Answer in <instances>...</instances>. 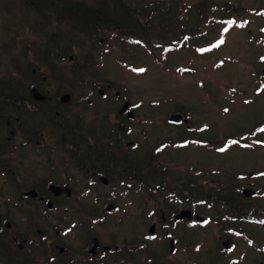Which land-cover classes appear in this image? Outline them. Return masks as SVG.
<instances>
[{
    "label": "flooded vegetation",
    "instance_id": "af4514ba",
    "mask_svg": "<svg viewBox=\"0 0 264 264\" xmlns=\"http://www.w3.org/2000/svg\"><path fill=\"white\" fill-rule=\"evenodd\" d=\"M50 102L43 103L47 108H36L48 136L33 140L28 134L30 141L21 143L26 157L11 184L34 180L43 185L18 188L19 200L12 202L14 215L16 208L23 209L17 224L29 233L15 238L14 255L0 249V264H245L248 255L263 264L260 199L244 195L247 186L254 188L259 181L248 175L252 171L241 175L239 170L215 166L207 173L186 152L191 142L221 152V143L205 146L203 118L177 108L164 121L178 126L180 133L167 132L144 155L136 150L138 138L126 132L128 148L117 154L108 147L103 128L102 135L64 132L62 127L71 120L66 111L53 107L56 101ZM134 105L120 109L122 116L110 118L114 128H138L143 133L141 124H131L140 118L129 115ZM102 122L103 118L99 126ZM8 123L12 124L11 118ZM84 123L95 126L97 120L91 116ZM50 126L54 132H48ZM35 131L43 137V132ZM133 146L137 147L130 149ZM27 199L29 205L21 204ZM230 200L240 208L244 202L253 207V216L241 217L249 221L248 228L218 218V208ZM4 214L11 213L0 211V219ZM4 220L7 225L12 222ZM257 222L259 227L253 230ZM205 231L211 237L202 238Z\"/></svg>",
    "mask_w": 264,
    "mask_h": 264
},
{
    "label": "trees",
    "instance_id": "16d2710c",
    "mask_svg": "<svg viewBox=\"0 0 264 264\" xmlns=\"http://www.w3.org/2000/svg\"><path fill=\"white\" fill-rule=\"evenodd\" d=\"M166 1L170 4L166 6L169 9L168 12L160 8V4ZM239 1L243 4L241 0ZM239 1L140 0L136 3V0H132V2H128V0H17L31 15H17L15 5H13L15 9L12 7L10 14L7 12L5 15L1 14L3 17L0 19V24L3 28H7L10 35H7L5 44L0 42V68L3 64L5 67L0 79V178H6L0 180V211L7 213L8 202H17L20 197H12L9 194L7 183L12 184L17 178L16 174L21 171L23 166L26 149L23 146L20 147L21 143L30 141L28 134L33 136V140L42 139L41 133L36 132L32 126H36L38 120L41 121L38 125L40 130L46 128L42 125L44 122L41 120L42 113L37 115L39 113L36 111L38 105H43V103L50 105V101H56L53 107L66 111V119L71 120L66 123L68 128H71L74 121L85 122L89 118L86 115L88 98L92 97L94 92L98 93L102 86L106 90L104 93L100 92V95L110 94L114 97L118 94L116 89L122 87L116 80L118 77H112L109 74L100 75L101 70H104L101 62L103 61L106 65V60L114 57L112 50L114 43L124 42L125 48L129 43L146 45L151 53L161 56L159 58L161 61L163 60L162 62H165L178 48L182 52L201 46L202 49H196L197 52L209 53L217 50V45L225 40L227 31L233 27L248 26L250 17L240 14L243 9H241L242 5L238 4ZM139 9L141 10L139 11ZM12 10L15 11V14H12ZM32 15L37 20H32ZM48 15L49 17H47ZM32 22L40 28L41 32L38 36L41 40L43 39V43H38L37 37H33V40L28 42L31 37H26L27 30L34 31L33 35H37ZM231 24L233 25L231 26ZM74 33L77 36L85 33V37L88 33L99 34L95 37L92 45L85 47L72 36H65V40H63L62 37L65 34L73 35ZM99 35H105L104 39L100 41ZM27 43L31 44V48L27 46ZM44 44L51 49L42 54ZM75 47L87 57L97 55V62H93L96 65L89 61L87 63L83 61V64H88V66L82 72L66 68L70 62L64 64L62 61L68 56L72 59L70 54L73 53L70 52H73ZM216 54L218 58H221L220 52ZM196 57L197 54L194 53L192 59H196ZM123 61L128 63L129 68L134 67L133 61H130L127 56ZM175 65L181 66V64ZM90 68L98 70L99 77L93 76ZM82 79L83 81H81ZM119 81L122 82L120 79ZM34 86L41 89L46 97L43 99L36 97L33 91ZM67 91H70L69 98L71 99L72 96L73 100L69 101L70 99H68L65 103L61 99L60 102V94ZM107 91L109 93H106ZM75 98H81V100L77 101ZM17 100H20L21 104ZM112 110L114 108L103 112V115L106 114L104 115L107 118L106 122L108 121L111 125L107 127L106 132L104 131V137H109L113 140L112 144H116L114 139H126L125 133L128 131L113 127L114 122L108 118ZM117 111L119 112L117 116L123 115L118 108ZM52 113L55 114L54 111ZM28 114L30 116L27 120L32 125L24 127L26 122L22 120ZM16 115H20V119H17ZM8 118H11L12 124L8 123ZM20 128L27 138L24 141L16 139L13 142L11 138H14L15 135L12 134ZM62 128L64 132H67L64 127ZM91 128L92 125L89 128L87 126L79 128L80 136L91 133L103 134L101 132L98 134L99 130L95 132L89 130ZM48 132H54V128L48 127ZM17 141L20 144L14 150L11 144L16 145ZM112 144L111 149H115L116 153L122 151V143L114 147ZM125 146L128 145L125 144ZM22 183L23 181H19L17 185L21 186ZM234 194H228L227 197H233ZM250 201L252 202L253 199ZM246 204L247 202H244L240 208L236 202L230 200L228 205L218 208V218L222 221H230L229 224L232 225L233 221L241 220L242 215H249L253 211V207ZM261 208H263L262 205ZM262 213L264 214L263 209ZM222 216L227 219L223 220ZM3 219L1 216L0 249L5 250L3 254L11 256L15 238L26 237L29 231L25 230L21 223L17 224L15 221L7 226Z\"/></svg>",
    "mask_w": 264,
    "mask_h": 264
},
{
    "label": "rangeland",
    "instance_id": "374dc122",
    "mask_svg": "<svg viewBox=\"0 0 264 264\" xmlns=\"http://www.w3.org/2000/svg\"><path fill=\"white\" fill-rule=\"evenodd\" d=\"M129 1L132 2V0H128V2ZM139 1L140 0H136V3ZM232 1L236 2L239 0ZM241 1L243 4H241L240 1L238 3L242 5L241 9H243V12L240 14L244 16L249 15L250 20L248 26L233 27L230 31H227L225 40L217 45V50H213L209 53L197 52L196 49L201 50V46L196 49H187L182 52L180 48H178L174 53L171 51L173 54H171L165 62H162L163 60L161 61L160 59L161 56L151 53L146 45L147 48L139 44L129 43L125 48L124 42L120 41L114 43L112 46L114 57H111L110 60L107 59L108 62L106 60V65L103 61L101 62L102 69L104 70H101L100 75L109 74L112 77H118L116 80L122 87L116 89L118 94L113 97L110 94L100 95V92L102 93L106 90L105 87L101 86L98 93L94 92L92 97L88 98L86 115L87 117L93 116L94 119L97 120V124L95 126L92 125V128L89 130L95 132L96 130H93L95 127L99 128L98 134H100L99 132L102 133V131L106 132L107 127L111 125L108 121L106 122L107 118L104 116L106 114L104 113L103 115V112L114 108L111 112L118 115L119 112L117 108L119 110L122 109V105L130 98V104L135 101L137 105H134L133 109H130L132 115H129L133 116L137 114V116L140 117L138 120L131 122V124H133V126L141 124L144 128L143 133L139 132L142 129H128L130 136L132 138L137 137L139 142L138 147L133 146L130 147V149H135L137 147L136 150L144 155L149 151L148 148L153 145L156 139L163 137L167 132L172 134L180 133L181 130L178 126L165 123L164 121L167 114L177 110V108H181L182 111H187V113L189 112V115H193V117L197 119L203 118V125L207 127L203 131L205 139L208 140V143L205 145L206 147L216 143L219 144L224 139L253 137H261L264 139V0ZM13 5L16 6L17 15H31L28 14V11L25 10L22 4L18 3L17 0H0V19L3 17L1 14L5 15L6 12L10 14V10L14 7ZM167 5H170L168 1L162 2L160 8L168 12L169 9L166 8ZM140 10L141 9H139V11ZM12 14H15L14 10H12ZM47 17H49V15ZM32 20H37L34 15H32ZM32 25L37 35L34 36V31L27 30L25 34L26 37L32 38L28 39V42L33 40V37H37V42L43 43V39L41 40L39 37V33L41 32L40 28L36 27L33 22ZM232 25L233 24H231V26ZM84 34L78 36L77 34L75 35V33L73 35L65 34L62 38L65 40V36H72L79 40V44L86 47L87 45L93 44L95 37H97L99 33L93 35L88 33L86 34L87 37H85ZM7 35H10L7 28H3L0 24V42L2 41L5 44ZM104 36L105 35H99L100 41L104 39ZM30 45L31 44L27 43V46L31 48ZM43 49L42 54L51 48L44 44ZM26 52L28 53L27 50ZM217 52H220L222 60L217 58ZM70 53H73L72 59L68 56L62 61L64 64L70 62V65L66 68H72L76 70V72H82L84 68L88 66V64H83V61L86 63L89 61L93 65H96V63L93 62H97V55H94V57L93 55L87 57L86 54H83L82 51L76 47L74 51ZM194 53L197 54L196 59H192ZM126 56L130 61H133L134 67L129 68L128 63L123 61ZM190 63H192L191 66L193 69L191 67V69L184 70L186 67H190ZM175 64H181V66L177 67ZM0 69L1 79L5 71L4 64ZM90 69L93 76L96 75L99 77L98 70L94 68ZM119 79L122 80V82H120ZM81 81H83V79ZM120 92H122V95H120ZM106 93H109V91ZM123 93L126 95H123ZM72 100L73 98L71 96L69 101ZM75 100L79 101L81 98H75ZM17 101L19 102L20 100ZM41 108H47V105L45 104L41 106ZM65 108H67V105H65ZM112 113L108 118H111ZM29 116L28 114V116L22 120L26 122L24 127L32 125V123L27 120ZM102 118L103 122L101 126H99ZM38 121L37 123L40 124L41 121ZM59 121L65 122L62 118H59ZM82 125L89 128L87 123H81V121L77 123V121H74L71 128L66 126L65 130H71L73 132L71 135L74 136L77 131H80L79 128H83ZM32 126L36 129L38 127V130H40L38 125ZM102 128L104 130H102ZM40 131L43 132L42 130ZM12 135H15L14 138H11L13 142L16 139L24 141L25 138H27L25 134L21 132V128L18 131L16 130ZM47 136L48 133L43 132L42 138L46 139ZM59 136L60 134L57 131L55 138H59ZM104 139L107 140L106 143L110 148L111 145L109 144H112L113 140L107 136L104 137ZM126 140L127 138H119L116 140V143L118 141L122 143L123 151L128 148V146H125ZM24 143H26V141ZM121 143H119V145ZM19 144V141H17L16 145L11 144V146L17 148ZM189 145L186 152L189 156L191 155V157H193L192 160L195 162L196 166L207 168V173H212V167L215 166L224 168V171L229 169L230 171L240 170L247 173L251 171L254 172L258 167L264 169V145L262 144L254 143L253 146H240L237 142H233L230 144V148L222 152H216L213 149L204 150L202 148L204 146L194 142L189 143ZM196 145H198V149L194 150ZM120 152L122 151H119L117 154ZM1 179L3 180L6 178L1 177L0 180ZM257 180L260 183L264 182V177H257ZM29 183L38 187L43 186L41 183L35 184L36 181L29 180L26 182L24 181L21 186L15 183H13V185L7 183V190L10 191L9 194L14 197L16 196V190H18V188H27ZM257 198H260L259 203H264V198L262 199L260 196ZM30 203L31 202L27 199L25 203L21 204L29 205ZM16 209L17 215L9 214L4 216V219H8L9 221L11 218L15 220L16 223H19L15 218L20 217L23 209L20 207ZM258 227L259 223L252 228L255 230ZM260 227V230H262L264 234V225H260ZM205 232L202 238L211 237L209 232ZM253 256L254 255H248V261L245 262V264H256L257 262H254ZM260 258V261L264 262V255Z\"/></svg>",
    "mask_w": 264,
    "mask_h": 264
},
{
    "label": "water",
    "instance_id": "95a60500",
    "mask_svg": "<svg viewBox=\"0 0 264 264\" xmlns=\"http://www.w3.org/2000/svg\"><path fill=\"white\" fill-rule=\"evenodd\" d=\"M71 56H72V54H70ZM102 90H103V88H102ZM34 94H35V96L36 97H44V94L39 90V89H37L36 87L34 88ZM70 91H68V92H65L63 95H62V99H64L65 101H67L68 99H69V97H70ZM42 95V96H41ZM129 104V102L128 101H126V103L124 104V105H122V111L124 110V109H126ZM115 116V114L114 113H112V115H111V119L113 118ZM173 117H176L175 115H173ZM114 119V118H113ZM252 192H254V190L253 189H251V188H249V187H246L245 188V190H244V193H246V194H250V193H252Z\"/></svg>",
    "mask_w": 264,
    "mask_h": 264
},
{
    "label": "bare ground",
    "instance_id": "6f19581e",
    "mask_svg": "<svg viewBox=\"0 0 264 264\" xmlns=\"http://www.w3.org/2000/svg\"><path fill=\"white\" fill-rule=\"evenodd\" d=\"M6 209H7V212H8V213H11V214L14 215V210H13L12 202H8V204L6 205ZM1 216L4 218V216H7V215H1ZM15 219H17V218H15ZM10 220L12 221L11 223H14V221H15V220H13V219H11V218H10ZM15 222H16V221H15ZM11 223L9 222L7 226H9ZM13 244H14V243H13ZM13 255H14V254H13Z\"/></svg>",
    "mask_w": 264,
    "mask_h": 264
}]
</instances>
